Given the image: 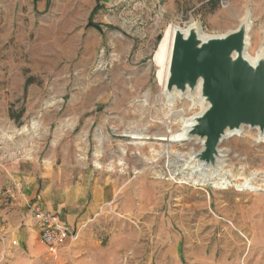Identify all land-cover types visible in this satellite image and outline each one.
Masks as SVG:
<instances>
[{"label": "rangeland", "instance_id": "obj_1", "mask_svg": "<svg viewBox=\"0 0 264 264\" xmlns=\"http://www.w3.org/2000/svg\"><path fill=\"white\" fill-rule=\"evenodd\" d=\"M246 13L254 57L264 0H0V264H264V134L233 132L209 174L186 165L199 141L149 129L185 135L200 108L178 100L163 116L165 30L219 35ZM136 106L148 123L123 120ZM244 147L262 161L235 163ZM35 202L77 229L55 255Z\"/></svg>", "mask_w": 264, "mask_h": 264}, {"label": "water", "instance_id": "obj_2", "mask_svg": "<svg viewBox=\"0 0 264 264\" xmlns=\"http://www.w3.org/2000/svg\"><path fill=\"white\" fill-rule=\"evenodd\" d=\"M249 27L246 13L238 26L225 36H214L201 42L197 24L186 27V35L178 32L174 36L165 90L170 92L176 87L183 91L186 85L195 87L197 80L202 78L201 105L207 107L202 115L196 114L189 119L185 135H175L178 138L195 135L196 140L202 142V146L204 144L199 159L204 162H193L195 154L186 163L187 167L201 165V170H207L204 172L216 173L219 165L212 167V160L218 155L217 145L226 129H229L227 135L239 132L243 125L264 131V59L252 66L242 58ZM233 52H237V58L232 61ZM192 125L195 126L190 129ZM208 162H211V171L206 167Z\"/></svg>", "mask_w": 264, "mask_h": 264}, {"label": "bare ground", "instance_id": "obj_3", "mask_svg": "<svg viewBox=\"0 0 264 264\" xmlns=\"http://www.w3.org/2000/svg\"><path fill=\"white\" fill-rule=\"evenodd\" d=\"M233 30H228L221 35H207V34H204L202 32H199L197 35H198V38L200 39V41L202 42V41H205V40H207L211 37H214V36H218V37L219 36H225L229 31H233ZM249 31H250V29L247 32V39H248ZM178 32H182L183 35H186L188 31L185 28L182 29V28H176L174 26H169L165 30L163 37H162L161 41L159 42L157 49L155 51V54H154V61L156 62V64H158L161 67V70L159 71V74H158V77H159L161 85H162V97H163V99H162L161 107H162V111L164 113V115L163 114L162 115L167 119H169V117H167L169 114V110H172V108H174V106L177 105L176 103L178 102V100L187 99L189 102L192 103V107L200 106L199 111L193 115H196V114L202 115L206 111V108H207V107L206 108L202 107V105H201V101L203 100L202 96H201V88H202V82H203L202 78L197 80L195 87H191L189 85H186L183 91L177 89L176 87H172L170 92H167L165 90V84H166V81L168 78V73H169L168 71H169V63H170L173 40H174V36ZM248 45H249V43L247 42V47L242 52V58H243V60L248 62L250 65L256 66L260 60L264 59V47H261L258 50V52L255 54L254 57H251L247 54ZM236 58H237V52H233L230 56V59L233 61ZM153 107H152V110H153ZM130 109H133V112H130ZM153 111H154V113L156 112L155 110H153ZM120 115H122L123 120L131 119V120L135 121V123L137 125H142L144 123H148V118L150 117V109L137 107V106L134 108L133 107H126V111H123V114H120ZM175 116H176V114H175ZM181 121L183 122V119H181ZM161 125L162 124H160L159 122L154 123L153 126H149V129L151 130L153 128H156L160 133V134H157L158 138H160L162 141H166V143H168V144L175 143V142H190L192 140L197 139V136H195V135H190L187 138H178V137H175V134L173 131H171L169 133L161 132L162 131ZM194 126L195 125H192L190 127V129H193ZM181 127H182V125L178 129H180ZM243 128H249V127L246 125H243L242 129ZM250 129L257 130L258 133L261 132L264 134V131H260L257 127L250 128ZM228 132H229V129H226L224 131V133H223V135H222V137H221V139L217 145V148L219 147V145L222 144L221 142L224 140H226L227 144H230V146H232L234 143L239 142V140H236L233 138V135H231V134L227 135ZM171 137H173V139H171ZM202 139L205 140V137ZM199 146H200V150L196 153V158L193 160V162L196 160H199L201 157V154L204 151V147H203L204 144L202 146V142H199ZM140 149L143 151L146 148L141 147ZM233 151L234 150L230 147V149L227 151V156H229ZM236 152L238 154L236 158L240 157V155H244L246 158L244 160H241L238 162L236 161L235 163L240 164V163H244L246 161L260 162L263 159L261 156L255 155V153L252 152L250 149L247 151L245 147L243 148V150L237 149ZM249 153H252V154L254 153V155L249 154ZM220 158H221V156H219V155H216V157L213 158L212 163L214 166H212V167L217 168L218 165L222 166L223 161H221ZM236 158H235V160H236ZM199 161L204 162V160H199ZM137 164H144V163L140 160V161H138ZM181 167H183V165L179 166L177 164V168H181ZM204 167H205V165H204ZM206 167H208V169H210V171L213 170V168H211V162H208ZM202 170L207 171L206 168H203Z\"/></svg>", "mask_w": 264, "mask_h": 264}, {"label": "built area", "instance_id": "obj_4", "mask_svg": "<svg viewBox=\"0 0 264 264\" xmlns=\"http://www.w3.org/2000/svg\"><path fill=\"white\" fill-rule=\"evenodd\" d=\"M29 210L48 254L55 255L61 244L77 238V229L62 221L53 210L44 208L39 202L33 203Z\"/></svg>", "mask_w": 264, "mask_h": 264}, {"label": "crops", "instance_id": "obj_5", "mask_svg": "<svg viewBox=\"0 0 264 264\" xmlns=\"http://www.w3.org/2000/svg\"><path fill=\"white\" fill-rule=\"evenodd\" d=\"M30 183L32 184V182H30ZM26 189H27V187H26ZM25 192L27 194V195H25V199H24V201L26 203L27 201L32 200V198L34 197V195L36 193V190H35V187L34 186H31V187H29V189L27 191L25 190ZM30 216H32L31 213H30Z\"/></svg>", "mask_w": 264, "mask_h": 264}]
</instances>
